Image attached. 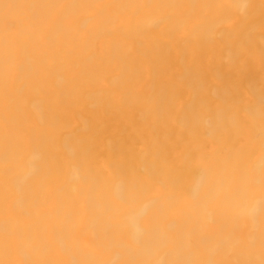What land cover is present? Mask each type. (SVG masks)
<instances>
[{"label": "bare ground", "instance_id": "obj_1", "mask_svg": "<svg viewBox=\"0 0 264 264\" xmlns=\"http://www.w3.org/2000/svg\"><path fill=\"white\" fill-rule=\"evenodd\" d=\"M0 264H264V0H0Z\"/></svg>", "mask_w": 264, "mask_h": 264}]
</instances>
